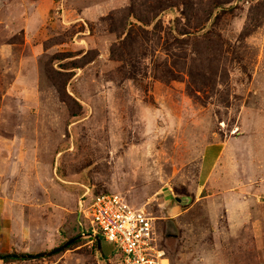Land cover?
I'll return each instance as SVG.
<instances>
[{
	"label": "rangeland",
	"instance_id": "obj_1",
	"mask_svg": "<svg viewBox=\"0 0 264 264\" xmlns=\"http://www.w3.org/2000/svg\"><path fill=\"white\" fill-rule=\"evenodd\" d=\"M109 193L171 264H264V0H0V256ZM98 237L0 264H122Z\"/></svg>",
	"mask_w": 264,
	"mask_h": 264
},
{
	"label": "built area",
	"instance_id": "obj_2",
	"mask_svg": "<svg viewBox=\"0 0 264 264\" xmlns=\"http://www.w3.org/2000/svg\"><path fill=\"white\" fill-rule=\"evenodd\" d=\"M80 214L89 222L85 233L101 235L116 246L122 264H171L158 238L155 219L143 209L131 207L118 194H102L81 201Z\"/></svg>",
	"mask_w": 264,
	"mask_h": 264
},
{
	"label": "water",
	"instance_id": "obj_3",
	"mask_svg": "<svg viewBox=\"0 0 264 264\" xmlns=\"http://www.w3.org/2000/svg\"><path fill=\"white\" fill-rule=\"evenodd\" d=\"M178 202H180V200H177ZM188 202V200H182L183 204H186ZM84 239H92L94 240L97 245H98V252L100 254L101 252V248H100V238L96 235H92L89 233H85L81 236H78L72 240H69L68 242H66L64 245H62L59 248H56L52 251L49 252H44V253H40V254H35V255H28V254H10V255H4V256H0V261H5L7 259H13V260H35V259H44L47 257H51L54 256L56 254H59L63 251H65L69 246H71L72 244L84 240Z\"/></svg>",
	"mask_w": 264,
	"mask_h": 264
},
{
	"label": "crops",
	"instance_id": "obj_4",
	"mask_svg": "<svg viewBox=\"0 0 264 264\" xmlns=\"http://www.w3.org/2000/svg\"><path fill=\"white\" fill-rule=\"evenodd\" d=\"M221 149H222L221 145H213V146H210V147L207 148V152L208 153L210 152V155H211L212 152L214 153V155H211V156L209 155L210 157L207 156L208 153L206 154V162H207V159H208V164L210 165V169H212V167L214 166V162L216 161L215 159H217L218 154H220V152H222ZM0 245H1V242H0ZM4 255H10V254H9L8 251H6V253Z\"/></svg>",
	"mask_w": 264,
	"mask_h": 264
},
{
	"label": "trees",
	"instance_id": "obj_5",
	"mask_svg": "<svg viewBox=\"0 0 264 264\" xmlns=\"http://www.w3.org/2000/svg\"><path fill=\"white\" fill-rule=\"evenodd\" d=\"M77 243H79V242H77ZM77 243H75V244H77ZM75 244H73V245H75ZM72 245V246H73ZM71 246H69L68 248H70ZM10 262H16V260H13V259H7V260H5L4 261V263H10Z\"/></svg>",
	"mask_w": 264,
	"mask_h": 264
}]
</instances>
